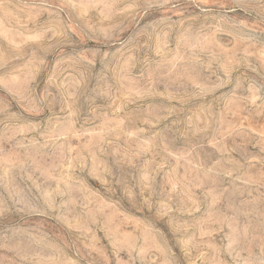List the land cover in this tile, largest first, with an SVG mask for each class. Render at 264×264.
Wrapping results in <instances>:
<instances>
[{
    "label": "rangeland",
    "instance_id": "1",
    "mask_svg": "<svg viewBox=\"0 0 264 264\" xmlns=\"http://www.w3.org/2000/svg\"><path fill=\"white\" fill-rule=\"evenodd\" d=\"M0 264H264V0H0Z\"/></svg>",
    "mask_w": 264,
    "mask_h": 264
}]
</instances>
